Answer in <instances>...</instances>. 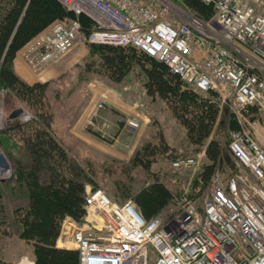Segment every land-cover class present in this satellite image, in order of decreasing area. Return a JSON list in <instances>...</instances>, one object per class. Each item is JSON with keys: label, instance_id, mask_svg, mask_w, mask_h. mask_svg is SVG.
<instances>
[{"label": "built area", "instance_id": "2783aa9c", "mask_svg": "<svg viewBox=\"0 0 264 264\" xmlns=\"http://www.w3.org/2000/svg\"><path fill=\"white\" fill-rule=\"evenodd\" d=\"M58 1L94 28L84 34L77 19L58 20L36 35L19 52L34 75L78 42L132 46L195 90L216 92L238 124L227 150L239 173L225 183L213 179L198 204L149 219L130 200L88 187L82 218L63 219L55 246L76 251L77 264H264V0H200L213 8L208 22L173 16V0ZM213 25L219 35L207 28ZM119 121L131 131L141 126L135 116ZM195 163L182 157L171 166L179 172ZM11 264L35 262L24 255Z\"/></svg>", "mask_w": 264, "mask_h": 264}, {"label": "trees", "instance_id": "16d2710c", "mask_svg": "<svg viewBox=\"0 0 264 264\" xmlns=\"http://www.w3.org/2000/svg\"><path fill=\"white\" fill-rule=\"evenodd\" d=\"M178 2L202 22H208L213 17L212 6L200 0ZM73 19L79 21L84 34L94 28L88 17L82 14L75 16L58 0H0V92L11 94L31 108L33 114V119L14 125L7 132L13 133L31 156L29 170L20 165L17 167V182L24 187L25 204L12 214L20 228L19 236L32 246L30 257L35 264H77L76 251L58 248L55 244L62 220L66 217L80 220L84 214L85 179L75 173L69 155L53 133L46 101V83L28 84L23 81L13 70V60L18 51L52 23ZM86 45L99 55L102 67L114 80H120L134 66L142 69L147 96H158L166 101L173 116L184 127L191 144L201 146L206 142L204 152L207 163L199 175L203 185L224 163L231 160L235 163L217 140L209 139L223 111L215 91L195 90L182 82L165 64L132 46ZM247 109L251 119L258 117L256 107ZM228 116L229 128L238 129L234 116ZM157 151H168L162 140L156 144H142L130 163L147 168L151 156ZM43 169L47 171V176L40 180L38 172ZM129 197L138 213L149 219L166 207L171 193L167 186L156 180Z\"/></svg>", "mask_w": 264, "mask_h": 264}, {"label": "rangeland", "instance_id": "374dc122", "mask_svg": "<svg viewBox=\"0 0 264 264\" xmlns=\"http://www.w3.org/2000/svg\"><path fill=\"white\" fill-rule=\"evenodd\" d=\"M172 4L173 16L184 20L193 17L178 0H173ZM207 28L219 35L215 25ZM80 43H76L68 54L51 65V74L47 79L37 82L46 83V101L53 133L69 155L75 173L85 179L84 191L88 187L101 188L112 200L126 201L131 194L158 180L167 186L171 199L157 215L168 217L177 213L178 208L188 201L198 204L208 194L213 179L225 183L239 173V168L231 160L215 170L209 182L203 185L199 175L207 163L204 152L206 142L201 146L191 144L184 127L173 116L166 101L158 96H147L142 69L134 66L120 80H114L105 72L99 55L88 45ZM118 100L130 106L136 104L135 109L149 115V123L144 129L140 126L130 133L131 142L122 146V151L113 146L124 128V123L119 121L120 115L102 122L98 127L91 125L89 119L80 120L81 117L85 119L97 114L99 110L96 105L99 102H104L103 111L114 114L109 103ZM18 108L23 113L16 118H9V114ZM221 109L219 123L213 128L209 139L217 140L221 149L228 151L227 144L232 131L228 126V115L232 113L225 106ZM31 119V108L11 94L0 92V150L9 163L8 172L0 174V262L4 264H11L24 255L32 256V246L19 236L20 228L12 214L25 204L24 187H20L17 182V167L20 165L29 170L31 156L27 147L13 133L7 132L14 125ZM77 123L83 125L82 132L93 134L101 141V145L92 146L74 137L71 129ZM161 140L168 151H157L151 156L147 168L130 163L142 144H156ZM120 152L122 155H119ZM182 157H194L195 165L187 170L174 171L172 161ZM46 176V170L38 172L40 180Z\"/></svg>", "mask_w": 264, "mask_h": 264}, {"label": "crops", "instance_id": "0c3cea01", "mask_svg": "<svg viewBox=\"0 0 264 264\" xmlns=\"http://www.w3.org/2000/svg\"><path fill=\"white\" fill-rule=\"evenodd\" d=\"M19 52L20 51L17 52L13 60V70L17 74V76H19L22 80H24L28 84H33L37 81H42L44 79H47V76L51 74V70L49 69L51 65H48V67L45 68L43 73L37 77L30 71L24 60L21 58ZM109 104L112 106L114 114L109 111L101 110V111H97V114H94L92 117L88 116V118L85 119L84 117H81L82 119L80 120L83 121L89 119L91 125H95L96 127H98L102 122L109 121L118 114V115H126L131 117L133 116L138 117L141 121V129H144L145 126L149 123V115H147L145 112L141 110L138 111L137 109H135L136 104L130 106L123 100L114 101L112 104L111 103ZM112 108H110L111 111ZM82 127L83 125L77 123V126L71 129V131L73 132V136L76 138H80L83 142L88 143L89 145L99 146L101 141H99L93 134L89 135L86 132H82L81 131ZM130 133H133V131L124 127L121 136L115 140L113 146L122 151V146H125L126 144L131 142ZM119 155H122V153L120 152Z\"/></svg>", "mask_w": 264, "mask_h": 264}, {"label": "water", "instance_id": "95a60500", "mask_svg": "<svg viewBox=\"0 0 264 264\" xmlns=\"http://www.w3.org/2000/svg\"><path fill=\"white\" fill-rule=\"evenodd\" d=\"M22 113H23V110L21 108L15 109L9 114V118H16ZM0 168L7 169V170L9 168V163L5 155L1 152V150H0Z\"/></svg>", "mask_w": 264, "mask_h": 264}, {"label": "bare ground", "instance_id": "6f19581e", "mask_svg": "<svg viewBox=\"0 0 264 264\" xmlns=\"http://www.w3.org/2000/svg\"><path fill=\"white\" fill-rule=\"evenodd\" d=\"M7 172H8L7 169L0 168V174H5V173H7Z\"/></svg>", "mask_w": 264, "mask_h": 264}]
</instances>
